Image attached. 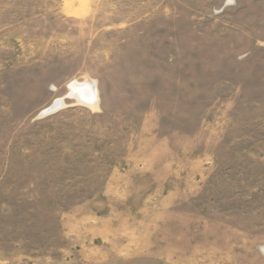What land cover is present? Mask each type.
Segmentation results:
<instances>
[{
  "label": "rangeland",
  "instance_id": "374dc122",
  "mask_svg": "<svg viewBox=\"0 0 264 264\" xmlns=\"http://www.w3.org/2000/svg\"><path fill=\"white\" fill-rule=\"evenodd\" d=\"M0 264H264V0H0Z\"/></svg>",
  "mask_w": 264,
  "mask_h": 264
},
{
  "label": "bare ground",
  "instance_id": "6f19581e",
  "mask_svg": "<svg viewBox=\"0 0 264 264\" xmlns=\"http://www.w3.org/2000/svg\"><path fill=\"white\" fill-rule=\"evenodd\" d=\"M69 98H73L78 104L90 109H96L98 107L97 96L94 91V84L92 82L86 81L83 83L73 82L69 85ZM54 104H59L60 107L64 106L63 99L55 100ZM47 109H51L53 106ZM54 113V112H53Z\"/></svg>",
  "mask_w": 264,
  "mask_h": 264
},
{
  "label": "water",
  "instance_id": "95a60500",
  "mask_svg": "<svg viewBox=\"0 0 264 264\" xmlns=\"http://www.w3.org/2000/svg\"><path fill=\"white\" fill-rule=\"evenodd\" d=\"M53 107L51 109H49V111L47 112L48 114L55 112L56 110H58L60 108L59 104H54L52 105Z\"/></svg>",
  "mask_w": 264,
  "mask_h": 264
}]
</instances>
